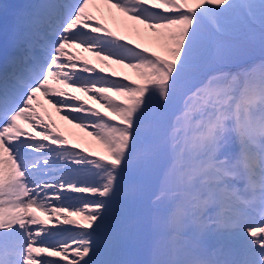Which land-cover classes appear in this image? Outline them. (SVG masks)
I'll list each match as a JSON object with an SVG mask.
<instances>
[{
  "label": "snow or ice",
  "instance_id": "6c2138e0",
  "mask_svg": "<svg viewBox=\"0 0 264 264\" xmlns=\"http://www.w3.org/2000/svg\"><path fill=\"white\" fill-rule=\"evenodd\" d=\"M37 93L104 154L67 147ZM0 264H264V0H0Z\"/></svg>",
  "mask_w": 264,
  "mask_h": 264
},
{
  "label": "rangeland",
  "instance_id": "374dc122",
  "mask_svg": "<svg viewBox=\"0 0 264 264\" xmlns=\"http://www.w3.org/2000/svg\"><path fill=\"white\" fill-rule=\"evenodd\" d=\"M104 11H105V20H106L107 25L111 27L112 29H114V31L118 35L125 36L127 39H132L134 43H140L142 46L149 47L150 49L157 48V44H156L155 38L153 37V34L147 33L146 30H144L143 25H139V28L142 31L138 35L130 27L134 22L128 20L126 17H123L122 14L116 12L115 9H112L111 15L108 13V10L106 8ZM79 56H83V53H81ZM83 60H88L90 62V66H94L98 72L101 69H103L102 73H105L106 75H109V76L112 73V71L115 70L118 73V75L112 78L118 79V78H123V76L127 75L130 79L136 80L137 83H142L140 78L131 69L115 65L111 61H106L102 63L91 52L89 53L85 52L84 57L82 58V61ZM105 65H108V66H105ZM55 86L62 88L61 85H55ZM63 88H64V91L72 92V89L65 88L64 86ZM73 94L80 97V100L83 101L87 107H91L93 109L99 110L101 113H107V110L105 108H103L96 101L89 99L88 95H86L85 93L77 91V92H74ZM109 95L113 96V98L118 102L122 100V97L116 96L114 93H109ZM39 98H42V97L40 96ZM55 111L56 110L54 109V112ZM76 115H86V113H79ZM107 115H111V113H107ZM43 119H44V122L49 121V119L45 117H43ZM51 122L55 125V129H53V131L59 134H62V135H66L64 138H67L70 142L80 147H84L93 152H98L97 149L100 148V150L104 154L102 146L98 143L97 140H95L91 135H89V132L92 131L91 127H88L86 129L75 127L73 123H69L67 120L62 118L61 114H58V113L54 115V120ZM23 125L24 124H22V126ZM36 131H39V129H37ZM231 150L232 148L228 149V151H231ZM98 153H101V152H98ZM86 196L90 197V194H87ZM150 200H151V190H148L145 194L144 200L141 205V209L145 217V224H147L149 221L146 215V212H145V208L147 206V203L150 202ZM50 213H51V209H49V214ZM36 216L39 217L41 220L48 221V215H46L42 211L36 210ZM73 216L75 215L74 214L70 215V217H73ZM72 220H75V219H72Z\"/></svg>",
  "mask_w": 264,
  "mask_h": 264
},
{
  "label": "bare ground",
  "instance_id": "6f19581e",
  "mask_svg": "<svg viewBox=\"0 0 264 264\" xmlns=\"http://www.w3.org/2000/svg\"><path fill=\"white\" fill-rule=\"evenodd\" d=\"M15 4V0H8V5H14Z\"/></svg>",
  "mask_w": 264,
  "mask_h": 264
}]
</instances>
